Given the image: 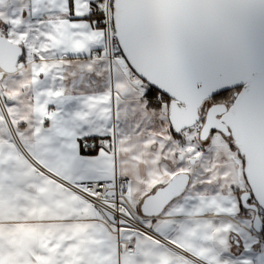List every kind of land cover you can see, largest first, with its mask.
<instances>
[{
  "label": "crops",
  "instance_id": "obj_1",
  "mask_svg": "<svg viewBox=\"0 0 264 264\" xmlns=\"http://www.w3.org/2000/svg\"><path fill=\"white\" fill-rule=\"evenodd\" d=\"M20 2L24 26L10 14L1 17L0 26L26 54L16 73H22L31 119L18 121V134L1 122L0 264H264L263 229L256 231L254 213L240 208L239 185L210 188L209 172L190 194L158 213L141 209L145 198L162 187L149 184L132 206L168 243L124 229L121 237L133 240L135 249L119 252L116 235L100 222L98 210L36 168L38 163L78 184L109 180L110 100L113 94L142 95L144 89L137 78L129 80L133 73L122 57L112 63L101 55L108 33L86 17L105 11L103 0ZM4 95L12 93L0 92ZM92 137L98 138V152L82 151L81 139Z\"/></svg>",
  "mask_w": 264,
  "mask_h": 264
},
{
  "label": "water",
  "instance_id": "obj_2",
  "mask_svg": "<svg viewBox=\"0 0 264 264\" xmlns=\"http://www.w3.org/2000/svg\"><path fill=\"white\" fill-rule=\"evenodd\" d=\"M113 21L130 69L171 99L168 117L175 132L196 125L202 101L241 87L229 108H209L200 140L213 129L232 137L249 186L248 204L241 196L242 206L254 212L253 228L261 231L264 0H114ZM23 52L21 45L0 35V80L18 71ZM189 181L187 172L177 173L145 198L142 211L161 212L183 194Z\"/></svg>",
  "mask_w": 264,
  "mask_h": 264
},
{
  "label": "rangeland",
  "instance_id": "obj_3",
  "mask_svg": "<svg viewBox=\"0 0 264 264\" xmlns=\"http://www.w3.org/2000/svg\"><path fill=\"white\" fill-rule=\"evenodd\" d=\"M21 3L20 0L13 5L1 2L0 21L1 17L10 14L15 17L17 25L24 26ZM32 53L38 52L35 50ZM119 58L121 56L109 61L115 63ZM21 76L22 73H7L0 80V92L9 90L12 93L10 98L5 95L1 97L3 102H0V131L3 121L10 130V125L14 126L18 134V121L31 119L28 115L30 99L24 95ZM135 78L138 87L144 89L142 95H132L126 91L132 98H128L127 95L121 98L120 95L113 94L110 100V104H113L114 133L110 142L112 156L110 162H107L111 173L109 179H113L116 172L120 177L126 178L128 182L126 197L130 203L136 205L144 190L151 189L149 184L158 183L163 186L180 172H187L191 176L184 195L190 194L200 180L199 177L208 172L212 177L210 188H218L220 185L219 188L227 189L230 184L241 186L244 175L243 157L238 150H231L228 147L230 144L233 145V140L228 138L225 141L218 133H213L206 140H200L199 124L182 130L180 139L172 137L169 132L168 107L164 105L157 111L149 109L144 96L146 84L141 78ZM188 156H191L193 161H190ZM99 219L114 235V229L109 222L101 217ZM143 223L146 224L148 221Z\"/></svg>",
  "mask_w": 264,
  "mask_h": 264
},
{
  "label": "built area",
  "instance_id": "obj_4",
  "mask_svg": "<svg viewBox=\"0 0 264 264\" xmlns=\"http://www.w3.org/2000/svg\"><path fill=\"white\" fill-rule=\"evenodd\" d=\"M105 5V11L103 19L100 21L102 27L108 33V43L104 47L105 52L102 56L112 61L115 57L122 55L121 49L118 46L113 21V4L114 0H103ZM8 29L4 26H0V33L6 34ZM98 54L93 52L92 56ZM136 77L135 74L130 76V81ZM1 97V96H0ZM81 145L88 149L94 146V143L89 142L87 138L81 139ZM38 170L45 172L46 174L55 178V180L61 185L65 186L75 194L82 197L91 206L96 208L100 213V217L109 222L112 225L116 234L117 248L120 252L122 248L125 251L132 252L135 249V242L133 240H124L121 237V232L124 229H128L133 232L142 233L162 242L168 243L163 237L159 236L156 232L151 230L141 220V214L136 210L126 197L127 180L123 176L120 177L116 172L113 179L109 180H86L82 183H73L68 180L53 174L52 172L45 170L41 165L35 163Z\"/></svg>",
  "mask_w": 264,
  "mask_h": 264
},
{
  "label": "trees",
  "instance_id": "obj_5",
  "mask_svg": "<svg viewBox=\"0 0 264 264\" xmlns=\"http://www.w3.org/2000/svg\"><path fill=\"white\" fill-rule=\"evenodd\" d=\"M103 12H97V13L92 12V13H89V15L86 17V19L89 20L90 22H95L97 27H102V24L100 23V21L104 17V13ZM121 57L125 60L123 54H122ZM24 61H26L25 52H23V55H22L19 63L24 62ZM126 63H127V61H126ZM142 81L146 84V92H145L144 96H145V100H146L145 102H146L147 107L149 109L156 110V111L161 109L164 105H166L168 107V104H169L171 99L168 96L162 94L159 90H157L154 87H152L149 84H147V82L145 80L142 79ZM238 88L240 89V87H238ZM190 128H192V127H190ZM169 132L172 135V137H174L176 139H180V137H181L180 133L181 132H175L174 129H172L171 125H170ZM87 139H88L89 142H91V143L93 142L94 146H91L88 149H85L81 145L82 151L84 150V152L90 153V154H94V153L98 152V150H97L98 149V142H99L98 138L92 137V138H87ZM232 149H235L236 151L238 150L236 148V146L234 145V143L232 145ZM240 208L242 210H244L245 212H249V213L253 212L250 209H248V210L245 209L244 206L243 207L241 206ZM260 216H261V219L264 220L263 219L264 218V212L263 211H260ZM261 233H264V228H263V232H261Z\"/></svg>",
  "mask_w": 264,
  "mask_h": 264
},
{
  "label": "flooded vegetation",
  "instance_id": "obj_6",
  "mask_svg": "<svg viewBox=\"0 0 264 264\" xmlns=\"http://www.w3.org/2000/svg\"><path fill=\"white\" fill-rule=\"evenodd\" d=\"M240 89H241V87H240ZM240 89L238 87L233 88V89H229V90L225 89V91H222V92H220V93H218V94H216V95H214L212 97H209V98L205 99L204 101H202L203 103H202V105L200 107V115H201V117H200V120L196 123V125L199 124L200 128L202 127L203 122L205 120V116H206L205 114H207L209 108H211L213 105H221L220 109H222L224 106L226 108H229V106L234 101V99H235L237 93L240 91ZM217 117H220V115H218ZM196 125H194V126H196ZM199 131H200V129H199ZM213 133H218L220 136L223 137V140H225V141L228 140V138L232 139V137L230 135H225L224 133H222L221 131L216 130V129L211 130L210 135H212ZM233 142H234V140H233ZM228 147L231 150H233L231 148L232 147L231 144ZM188 159L190 161H192V157L191 156H188ZM243 165H244V160H243ZM241 184L242 185L241 186L239 185V189H238L239 202H240V204H242L241 196H243V199L247 201L246 204H248V193L247 192L249 191V186H248V183H247L244 175H243V179H242V183ZM249 202L253 203V201H251V199H249Z\"/></svg>",
  "mask_w": 264,
  "mask_h": 264
}]
</instances>
